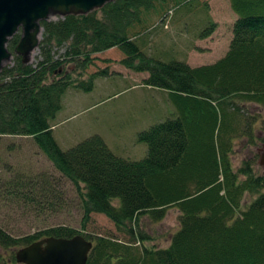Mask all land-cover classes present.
I'll list each match as a JSON object with an SVG mask.
<instances>
[{
  "label": "trees",
  "instance_id": "16d2710c",
  "mask_svg": "<svg viewBox=\"0 0 264 264\" xmlns=\"http://www.w3.org/2000/svg\"><path fill=\"white\" fill-rule=\"evenodd\" d=\"M188 1L115 0L87 15L42 21L35 64H23L14 53L20 32L8 41L12 62L0 72V136L33 139L59 181L75 190L83 225L81 231L58 225L16 235L0 224V264H18L16 251L44 238L76 235L93 244L86 264H264V178L253 177L248 167L234 171L230 161L242 120L251 125L240 105L264 109V0H229L236 15L232 38L212 64L162 62L127 34L145 23L144 11L164 18ZM210 26L202 36L212 32ZM54 47H65L58 58ZM111 48L125 53L120 63L125 68L148 74L145 86L166 91L176 110L137 134L147 145L139 161L118 158L98 135L63 151L51 130L67 89L88 93L96 78L109 73L105 68L77 81L63 67L71 63L73 71H84L92 54ZM51 175L2 180L0 203L21 204L23 215L42 213L45 206L56 211L62 196ZM246 193L258 195L242 207ZM170 207L179 212V227L168 246H146L140 219L161 221ZM91 214L108 218L124 238L89 237L84 227Z\"/></svg>",
  "mask_w": 264,
  "mask_h": 264
},
{
  "label": "rangeland",
  "instance_id": "374dc122",
  "mask_svg": "<svg viewBox=\"0 0 264 264\" xmlns=\"http://www.w3.org/2000/svg\"><path fill=\"white\" fill-rule=\"evenodd\" d=\"M169 5L170 2L162 6ZM153 12L154 10L144 11L141 15V18L145 19L142 21L145 22L144 25L133 26L127 31L147 56L150 55L162 62L176 60L197 67L216 62L228 50L236 19L229 0H189L185 6L181 5L173 21H168L165 16L164 20L159 22L158 16ZM57 18L58 16H50L49 20ZM211 24H213L212 32L202 36L203 32L210 29ZM41 40L42 32L39 41ZM64 50L65 47L57 50L54 47L53 51L57 52L54 57L58 58ZM148 51L151 54H148ZM100 53L91 55V64L84 71L77 68L73 71L75 67L71 63L63 67V70L71 71L72 79L77 81L87 80L91 75L105 68L109 73H113L111 77L113 79L105 81L99 79L97 83L94 82V88L88 93L73 87L66 90L62 97L61 110L51 121L52 124L58 125L53 132L54 139L60 149L65 151L92 135H98L118 158L139 161L147 154V145L137 139V133L148 128L142 126L143 122L149 117L167 115L165 117L167 119L172 113L174 116L176 110L163 96L156 95L158 96L156 100L153 96L156 90L150 91L144 86H139L144 85V79H141L138 73L145 72L127 73L132 74V78L126 76L122 78L112 71L125 70L120 64L125 53L120 49L111 48L102 55ZM40 54L38 47L30 55L29 63L35 64L40 59ZM101 56L106 57L107 60L101 59ZM10 59L12 60V57ZM11 62L5 66L10 65ZM127 70L135 73L133 70ZM240 107L245 117L249 118L251 125L246 126V121L242 120L239 128L242 130L240 136L232 140L230 154L232 168L238 171L248 167L253 177L264 178V167L259 165L257 151L264 140V109L249 103ZM170 109L172 110L169 111ZM38 174H46L51 179L53 178L51 174L55 176L56 180L50 182L55 193L62 196L56 211H50L49 207L45 206L42 213L35 210L23 215L24 209L21 204L0 203V224L7 226L16 235H29L36 230L58 225H67L81 231L82 215L76 204L75 190L63 180L59 181L58 173L54 171L52 163L33 139L0 136V183L2 180L18 176L28 178ZM257 195V193H246L242 207L250 204ZM2 199L0 198V201ZM178 220L179 212L175 207L166 209L164 218L158 222L150 221L145 216L141 218L140 231H144L149 237L144 244L148 247H167L171 234L179 227ZM84 230V233L89 237L92 235V238L96 235L124 238L114 224L100 214H91Z\"/></svg>",
  "mask_w": 264,
  "mask_h": 264
},
{
  "label": "water",
  "instance_id": "95a60500",
  "mask_svg": "<svg viewBox=\"0 0 264 264\" xmlns=\"http://www.w3.org/2000/svg\"><path fill=\"white\" fill-rule=\"evenodd\" d=\"M115 0H0V72L11 61L7 43L20 32L14 53L23 64L39 47L42 21L50 16L87 15ZM259 165L264 167V144L257 150ZM93 247L81 235L72 238H44L16 251L18 264H86Z\"/></svg>",
  "mask_w": 264,
  "mask_h": 264
},
{
  "label": "crops",
  "instance_id": "0c3cea01",
  "mask_svg": "<svg viewBox=\"0 0 264 264\" xmlns=\"http://www.w3.org/2000/svg\"><path fill=\"white\" fill-rule=\"evenodd\" d=\"M175 15H176V13L174 12L173 13V15L171 16V18L168 20V21H173L174 19H175ZM157 19H159V20H157ZM156 20L157 21H163L162 20V18H161V16H159L158 15V18H157ZM113 49V48H112ZM107 51V50H106ZM147 51V50H146ZM103 52H105V51H103ZM103 52H101L100 53V55H102V54H104ZM148 54H151V52H149L148 51ZM101 59H103V60H107V58L106 57H103V56H101L100 57ZM106 66H107V64H106ZM105 66V67H106ZM192 67H196V66H192ZM112 71H114V72H116V74L117 75H120V77H122V78H125V76L128 78H132V74H136V73H134V72H132V71H129V70H127L126 68H125V70H123V71H120V70H115V69H113ZM112 73V72H111ZM111 73H108V76L107 77H102V78H97L96 80H95V83H97L98 82V80L99 79H103L104 81L105 80H107V79H113V78H111V77H113V73L111 74ZM127 73H132V74H127ZM139 75H140V77H141V79H146L147 77H148V74L147 73H138ZM102 80V81H103ZM139 86H144L147 90H150V91H152V90H156V93L153 95V96H155L156 97V100H157V98H158V96H156V95H161V96H163L164 97V99H167V101L169 100V98H168V93L166 92V91H164V90H160V89H155V88H150V87H147V86H145V85H139ZM156 106H157V104H156ZM152 110H153V108H152ZM151 110V111H152ZM172 109H170L169 111H171ZM167 116V115H166ZM165 116V117H166ZM170 116H173V113L170 115ZM56 117V116H55ZM165 117L164 116H160V117H149L146 121H144L143 122V124H142V126H148V128H149V126H152V124H155V123H158L159 121H162V120H165ZM51 126H52V133L54 132V130H55V128H56V126H58L57 124L56 125H54V124H52L51 123ZM141 128H143V127H141ZM140 132V131H139ZM137 134H139V133H137Z\"/></svg>",
  "mask_w": 264,
  "mask_h": 264
}]
</instances>
